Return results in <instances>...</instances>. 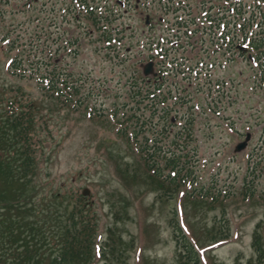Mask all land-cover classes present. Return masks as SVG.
<instances>
[{"label": "rangeland", "instance_id": "374dc122", "mask_svg": "<svg viewBox=\"0 0 264 264\" xmlns=\"http://www.w3.org/2000/svg\"><path fill=\"white\" fill-rule=\"evenodd\" d=\"M82 1L0 0V99L8 95L5 88L21 87L45 101L36 82L20 80L9 70L16 57L11 43L24 40L36 47L40 41L53 52L58 39L73 33L82 39L77 60L67 58L64 64L87 79L97 100L75 113H44L47 125L39 133L50 137L39 161L45 159L41 171L55 188L89 195L95 206L99 223L92 264H178L174 217L200 264H260L254 237L264 264V159H248L251 151L264 158V90L256 88L252 66L241 59L212 68L207 78L205 70L223 59L217 48L206 50L208 34L200 33L208 32L207 20L218 8L240 0H90L102 9L97 8L99 17H109L110 49L103 41L91 43L100 33L87 19L81 16L72 24L68 8L83 13ZM135 68L149 80L164 74L162 94L156 95L175 111L173 123L181 128L185 123L179 119L193 120L194 143L188 147L195 150L190 155L195 154L196 181L173 199L156 198L159 186L150 184L137 147L118 133L124 127L118 122L129 111L144 110L149 103L133 102L129 85ZM202 188L227 199L212 206L189 196Z\"/></svg>", "mask_w": 264, "mask_h": 264}, {"label": "trees", "instance_id": "16d2710c", "mask_svg": "<svg viewBox=\"0 0 264 264\" xmlns=\"http://www.w3.org/2000/svg\"><path fill=\"white\" fill-rule=\"evenodd\" d=\"M252 1L250 4L242 0L235 4L229 1L228 5L225 3L218 8L216 17L207 20L210 29L200 32L202 36L208 34L206 50L217 48L215 53H222L223 60L204 69L208 78L212 68L231 64L237 59L247 61L258 80L256 88L264 90V0ZM81 6L83 13L77 8H68L72 24L79 23L81 16L87 19L100 33L98 40H91V43L103 41L110 49L114 41L107 30L109 17L97 15V8L102 9L94 8V1L83 0ZM62 40L56 41L53 52L49 45L46 52L43 49L46 45H38L40 41H35L36 47L24 40L11 43L9 47L12 53L16 50V57L9 66L12 75L36 82L45 101L36 100L21 87L5 88L3 94L8 95H2L0 99V264L93 263V237L99 223L95 206L89 195L55 188V183L47 180L49 175L46 173L44 177L45 171H41L40 165L45 164V159L39 161V157L46 156L45 144L50 137H41L39 133L40 127L47 125L44 113L87 110L95 95L91 86L90 90L87 88V79L73 74L64 64L67 58L77 60L82 51V39L73 33ZM117 40L121 39L117 37ZM196 43L203 45L206 42L199 40ZM95 51L99 49L95 48ZM164 78L163 73H158L153 80L145 79L135 68L129 85L134 92L133 102L141 98L139 104L143 100L149 103L144 110H137L140 114L129 111L130 115L118 122L124 126L119 129V135L137 147L142 166L150 174V184L159 186V191L156 190L159 201L173 199L182 188L193 186L196 181L195 154L190 155L195 150L188 147L194 143L193 120L182 117L179 121L185 124L181 128L173 123L172 112L175 111L165 105L161 95H156L162 94ZM152 87L154 91L150 90ZM176 126L177 133L170 139ZM248 159L264 158L251 151ZM210 190H193L189 196L212 206L227 199L220 193H210ZM247 192L249 195L254 193L246 190L245 194ZM172 229L178 246V264H200L197 251L182 233L175 217ZM225 235L228 238V233ZM106 248V251H112L109 245ZM254 248L261 264L263 251L257 237H254Z\"/></svg>", "mask_w": 264, "mask_h": 264}]
</instances>
